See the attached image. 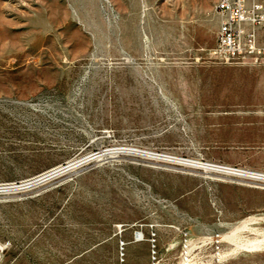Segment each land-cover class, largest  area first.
<instances>
[{
  "label": "rangeland",
  "instance_id": "rangeland-1",
  "mask_svg": "<svg viewBox=\"0 0 264 264\" xmlns=\"http://www.w3.org/2000/svg\"><path fill=\"white\" fill-rule=\"evenodd\" d=\"M213 2L0 0V264H264L208 166L264 173V37L220 64Z\"/></svg>",
  "mask_w": 264,
  "mask_h": 264
},
{
  "label": "built area",
  "instance_id": "built-area-1",
  "mask_svg": "<svg viewBox=\"0 0 264 264\" xmlns=\"http://www.w3.org/2000/svg\"><path fill=\"white\" fill-rule=\"evenodd\" d=\"M214 13L219 19L213 58L222 65L237 61L261 59L260 32L264 37V0H215ZM261 61V60H260ZM213 170L247 181L256 187L264 186V173L243 168L210 165ZM4 246L0 244V261Z\"/></svg>",
  "mask_w": 264,
  "mask_h": 264
},
{
  "label": "crops",
  "instance_id": "crops-1",
  "mask_svg": "<svg viewBox=\"0 0 264 264\" xmlns=\"http://www.w3.org/2000/svg\"><path fill=\"white\" fill-rule=\"evenodd\" d=\"M214 4H215V0H214V2H213V5H212V7L210 6V13L212 14V18H213V20H214V24H215V28H216V37H217V31H218V29H219V19H218V17L215 15V13H214ZM262 34H261V32H260V36H261Z\"/></svg>",
  "mask_w": 264,
  "mask_h": 264
},
{
  "label": "bare ground",
  "instance_id": "bare-ground-1",
  "mask_svg": "<svg viewBox=\"0 0 264 264\" xmlns=\"http://www.w3.org/2000/svg\"><path fill=\"white\" fill-rule=\"evenodd\" d=\"M149 156V155H148ZM208 166H210V165H208ZM212 168L210 169V170H218V168H216V167H213V166H211ZM236 178V177H235ZM136 242H140V241H142V237H141V235H137L136 236V240H135Z\"/></svg>",
  "mask_w": 264,
  "mask_h": 264
}]
</instances>
